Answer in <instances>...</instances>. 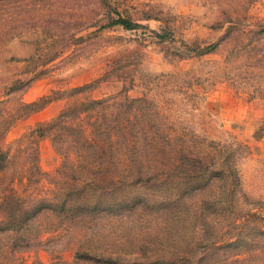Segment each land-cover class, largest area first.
<instances>
[{"label":"rangeland","instance_id":"374dc122","mask_svg":"<svg viewBox=\"0 0 264 264\" xmlns=\"http://www.w3.org/2000/svg\"><path fill=\"white\" fill-rule=\"evenodd\" d=\"M111 5L142 27H103L118 15L99 0H0V204L15 196L76 207L41 213L28 245L1 237L4 249L19 244L1 264H188L182 252L193 264H264V0ZM213 44L212 53H188ZM86 96L111 98L91 120L128 125L133 151L121 154L120 170L70 167L80 163L72 131L53 121ZM150 138L210 152L212 171L178 184L164 154L147 171ZM222 164L235 175L220 174ZM81 250L111 258L80 259Z\"/></svg>","mask_w":264,"mask_h":264},{"label":"trees","instance_id":"16d2710c","mask_svg":"<svg viewBox=\"0 0 264 264\" xmlns=\"http://www.w3.org/2000/svg\"><path fill=\"white\" fill-rule=\"evenodd\" d=\"M100 4L105 7V9L111 11L112 13L115 12L118 17L117 18H111L112 20L107 23L103 27H112L119 25L125 30H135L137 28L142 27V24L139 22H136L130 17H126L121 12L117 10L116 7H113L111 5L112 0H99ZM151 18V16H147V19ZM261 32L264 33V24L260 26ZM154 32V31H153ZM155 35L157 38H159L161 41L165 40V33L161 34L159 32H155ZM216 45H210V46H187L188 48V53L191 52V54H198V55H204L208 53H212L215 50ZM87 86H82L79 88H75V91L82 92L81 90L84 89ZM17 88V87H16ZM107 99V98H106ZM102 99V100H97L91 97H84V100L81 103V107L78 106L79 98L74 100L73 104L63 110L58 117L53 121L55 122L54 126L58 125H64L66 128L71 130L72 132L68 133L67 137H72L69 138L72 140L74 143L75 147V153L79 159V164L77 166H74L70 164L71 169L76 170L79 167L85 168L87 172H85V175H90V174H96L99 173V171H107V165L111 167V169H121V160L120 156L121 154L123 155V152H128L132 153L133 147L129 142H132L128 137H127V130H128V125L126 124H119V120H117V127L113 130L109 126L105 125L104 122V117L101 121H99V116H96L95 120H91L93 117L94 113L101 112L100 108L102 104L111 99ZM87 114V115H85ZM84 115V116H83ZM53 128V125L51 126ZM42 130V131H41ZM44 129H39L38 134L41 137L45 136V133H43ZM156 133V132H152ZM158 133V132H157ZM125 136L127 137L128 142L122 143L119 140V137ZM150 142L148 143L150 149H151V158L149 165L147 166V171H153L156 169H160L159 163L156 161L158 155H167L169 156L170 159H172V165L165 170H170L174 172H178V178L177 182L178 184L182 183L184 180H190L194 179V177H197L199 173L197 170L205 169L206 171H212L209 170L210 168H207V162L208 159L210 158L211 154L210 152H207L204 149L197 148L196 145L192 143H187L186 141H181V142H174V141H169V140H153L152 138L149 139ZM175 153L176 157L172 156V154ZM7 152L3 148L0 147V171L4 170V161L6 158ZM66 155V154H65ZM93 156L95 159L98 160H104L100 162H93L92 158H90V161L88 162H83V158H88ZM143 156V155H142ZM146 157L149 159V157L146 155ZM108 158V161H107ZM182 158L183 164L180 163V159ZM66 163H68L67 158ZM82 159V160H81ZM161 159H163L161 157ZM179 159V160H178ZM194 161L198 165H193L191 162ZM65 164V163H64ZM131 164V161L130 163ZM163 165H167L166 163H162ZM207 165V166H206ZM191 167V168H188ZM97 168V170L92 171V169ZM129 166H126L128 168ZM219 168V173L223 172L226 174L224 171L227 170L228 172L232 173L235 175V170L232 168V166H229L228 164H222V166H218ZM92 171V172H91ZM214 171V170H213ZM102 172V173H103ZM222 173V174H223ZM163 174H167V171L163 172ZM177 176V175H176ZM192 176V177H191ZM78 180L79 179H75ZM83 180L82 182H84ZM74 184L77 186L79 183L80 186H82V182H77ZM81 183V184H80ZM76 191H80V193H84L82 190H73V195L75 194ZM14 196V195H13ZM14 198V204L7 203L5 200L6 198L3 197V201L0 204V215L3 217L0 218V238L3 236H9L13 235L15 238L16 236H20L19 239L23 238L25 240V245H28L29 241H31L30 237H25V232L30 230L31 224L35 219L44 211H54L56 216H59V214L62 211H65L67 209H76V207L72 206L69 208L67 206L66 199L61 200L59 202L57 201H50L47 199H40L36 200L35 202H32L31 204L26 203L24 200H17ZM17 198V197H16ZM74 198V197H72ZM17 200V201H16ZM19 202V203H17ZM69 203H71V199L69 200ZM213 201H208V204L206 203L208 207H212L215 205ZM77 206L78 208L81 207ZM79 213H82V210H80ZM196 215V213H195ZM209 217V216H208ZM22 235V236H21ZM19 244L17 242H14L12 246L7 247L4 249L3 247H6V244H0V258L2 256V253L7 254L11 251L14 250L15 247H17ZM188 252H182L177 259L178 260H184L188 264H193L194 262L190 260L187 256ZM76 256H80V259L84 260H90L93 262H105V259L111 258V255H103L99 254L96 256H93L90 254V250H81L76 253ZM1 264V260H0Z\"/></svg>","mask_w":264,"mask_h":264}]
</instances>
